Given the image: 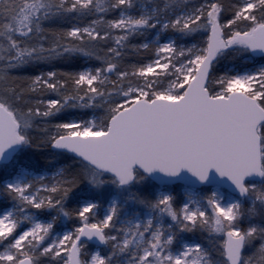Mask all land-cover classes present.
<instances>
[{"label": "snow or ice", "instance_id": "6c2138e0", "mask_svg": "<svg viewBox=\"0 0 264 264\" xmlns=\"http://www.w3.org/2000/svg\"><path fill=\"white\" fill-rule=\"evenodd\" d=\"M0 264H264V0H0Z\"/></svg>", "mask_w": 264, "mask_h": 264}, {"label": "rangeland", "instance_id": "374dc122", "mask_svg": "<svg viewBox=\"0 0 264 264\" xmlns=\"http://www.w3.org/2000/svg\"><path fill=\"white\" fill-rule=\"evenodd\" d=\"M186 236L190 237L191 239H201V234L200 233H195V234H185Z\"/></svg>", "mask_w": 264, "mask_h": 264}, {"label": "trees", "instance_id": "16d2710c", "mask_svg": "<svg viewBox=\"0 0 264 264\" xmlns=\"http://www.w3.org/2000/svg\"><path fill=\"white\" fill-rule=\"evenodd\" d=\"M58 66H60V67H64V65L63 64H59ZM41 67H43V68H47V65H42ZM43 163V162H42Z\"/></svg>", "mask_w": 264, "mask_h": 264}]
</instances>
